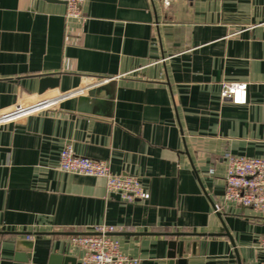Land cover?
<instances>
[{
	"label": "crops",
	"instance_id": "obj_1",
	"mask_svg": "<svg viewBox=\"0 0 264 264\" xmlns=\"http://www.w3.org/2000/svg\"><path fill=\"white\" fill-rule=\"evenodd\" d=\"M82 11L0 0V113L70 95L0 126V264H81L71 239L100 226L140 264H169L177 233L204 235L186 238L200 244L185 264H264L263 215L225 200L226 155L264 159V0H85ZM45 76L58 85L40 94ZM229 83L248 85L247 104L221 97ZM67 145L137 177L148 199L62 172Z\"/></svg>",
	"mask_w": 264,
	"mask_h": 264
},
{
	"label": "built area",
	"instance_id": "obj_2",
	"mask_svg": "<svg viewBox=\"0 0 264 264\" xmlns=\"http://www.w3.org/2000/svg\"><path fill=\"white\" fill-rule=\"evenodd\" d=\"M45 1L65 4L69 18L82 17L85 0ZM69 96L68 94L54 99H42L32 105H15L0 113V126L52 109ZM221 97L231 100L236 105H245L248 102V85L225 84ZM226 159L228 165L225 200L251 208L264 217V159L233 155H226ZM59 168L64 173L104 179L108 193L118 195L128 204L144 201L149 197L137 177L115 175L111 171L109 162L81 157L75 153L71 145H67L62 151ZM116 232L117 229L114 227L100 226L93 230V234L73 236L71 241L83 252L81 264H140L139 259L127 257L121 252L119 241L112 236ZM262 250L264 253V239Z\"/></svg>",
	"mask_w": 264,
	"mask_h": 264
},
{
	"label": "water",
	"instance_id": "obj_3",
	"mask_svg": "<svg viewBox=\"0 0 264 264\" xmlns=\"http://www.w3.org/2000/svg\"><path fill=\"white\" fill-rule=\"evenodd\" d=\"M58 85V80L54 76H45L40 81V94H43L47 89L51 88L54 89ZM217 211V209H216ZM93 234V233H89ZM87 234V235H89ZM204 235H197V234H185V233H177L174 234L173 237L175 238L173 241L169 243V264H185L184 256L191 254L192 256H197L199 254V242L198 241H186V238H194ZM19 245H26L31 248V242H19ZM62 257L55 256L53 261L57 264L61 261ZM65 262L71 261L70 259H64ZM73 262V261H72Z\"/></svg>",
	"mask_w": 264,
	"mask_h": 264
}]
</instances>
